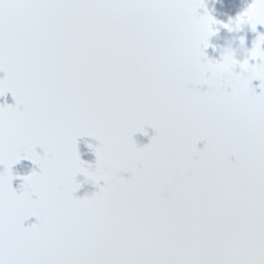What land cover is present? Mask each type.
I'll list each match as a JSON object with an SVG mask.
<instances>
[{"label": "snow or ice", "instance_id": "6c2138e0", "mask_svg": "<svg viewBox=\"0 0 264 264\" xmlns=\"http://www.w3.org/2000/svg\"><path fill=\"white\" fill-rule=\"evenodd\" d=\"M202 7L0 0V96L16 101L0 105V264H264V91L247 81L210 91L229 65L202 60L221 23ZM242 16L253 31L264 25V0ZM250 58L264 89V35ZM146 124L156 135L137 147ZM84 135L100 142L88 145L95 168L80 159ZM21 159L40 171L18 195L11 168ZM77 173L104 186L74 198ZM33 215L39 223L23 227Z\"/></svg>", "mask_w": 264, "mask_h": 264}, {"label": "flooded vegetation", "instance_id": "af4514ba", "mask_svg": "<svg viewBox=\"0 0 264 264\" xmlns=\"http://www.w3.org/2000/svg\"><path fill=\"white\" fill-rule=\"evenodd\" d=\"M252 3V0H203L204 7L198 8L197 12L200 15H203L205 9L214 17L215 20L221 22L212 25V28L215 30L214 34L209 38V47L204 49L205 57H202V60L211 59L214 61H219V46L223 44V39L226 36H229L227 28L223 27V24H226L229 18H235L238 14L245 11L246 8ZM245 34V33H241ZM259 35H264V25H257L256 30H246V41L245 45L248 49V52L240 55L238 57L239 62H243L244 59H248L250 64L260 63L259 58L252 59L250 58V51L253 47L254 42L257 40ZM235 71H240L239 63L236 65ZM6 76V73L3 70H0V79H3ZM261 81L256 79L252 82L254 92L259 95L264 89L260 87ZM191 87V85H190ZM207 85H200L199 90L201 92L207 91ZM231 91V88L228 89ZM16 105V101L11 92L5 93L3 96H0V105ZM21 109L23 106H20ZM156 135V130L150 125H144V131H138L133 134V141L137 147H144L145 145L151 142V138ZM100 142L93 136H80L77 137V150L80 156V159L85 162V166L91 165L92 168H95L96 165V155L93 151V148L97 146ZM207 141L199 140L196 143L197 153H194L193 159L198 158V152L205 148ZM88 145H92L93 148H89ZM36 152L40 155H44V149L37 145ZM230 160L235 161V156H230ZM141 167V165H137ZM4 171V165L0 164V172ZM33 171L39 172V166L34 164L29 159H21L16 164L12 165L11 173L13 175L12 179V188L19 195L24 189L22 187L24 181L22 177L31 174ZM125 181L131 179L132 172L128 170H122L118 173ZM75 183L79 184V187L73 193L74 198L83 199L85 197H90L92 194L100 191V188L104 186V181H99V184L94 183L91 179L87 178L83 173H77L75 176ZM165 197L168 196L167 192H164ZM32 200H36L37 196L32 195ZM39 221L36 216H29L23 221V227L30 228L34 224H38Z\"/></svg>", "mask_w": 264, "mask_h": 264}, {"label": "clouds", "instance_id": "9594fccd", "mask_svg": "<svg viewBox=\"0 0 264 264\" xmlns=\"http://www.w3.org/2000/svg\"><path fill=\"white\" fill-rule=\"evenodd\" d=\"M240 14L235 16V18H229L228 22L226 23L229 24L227 30L230 35L224 37L223 44L219 46V62L222 65L229 66L219 68L212 77L213 86L210 89L212 93H219L226 89L232 88L233 86H242L244 81H247L248 84L252 85V82L258 79L257 76L251 71V66L254 64H250L249 61L248 63L250 67L245 69L240 68V71H235L234 69L237 64H232L234 61L239 62L238 57L248 52V49L245 45L246 30L250 29L253 31V24L255 23V20L252 16H242L238 19ZM32 208L33 204L29 201L25 203L23 211L30 212Z\"/></svg>", "mask_w": 264, "mask_h": 264}]
</instances>
